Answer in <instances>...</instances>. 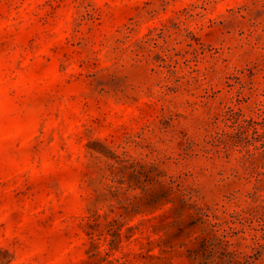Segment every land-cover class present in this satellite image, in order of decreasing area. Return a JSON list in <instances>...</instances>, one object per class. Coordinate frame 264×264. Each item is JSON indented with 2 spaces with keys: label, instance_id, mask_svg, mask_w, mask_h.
Returning a JSON list of instances; mask_svg holds the SVG:
<instances>
[{
  "label": "rangeland",
  "instance_id": "obj_1",
  "mask_svg": "<svg viewBox=\"0 0 264 264\" xmlns=\"http://www.w3.org/2000/svg\"><path fill=\"white\" fill-rule=\"evenodd\" d=\"M0 264H264V0H0Z\"/></svg>",
  "mask_w": 264,
  "mask_h": 264
}]
</instances>
